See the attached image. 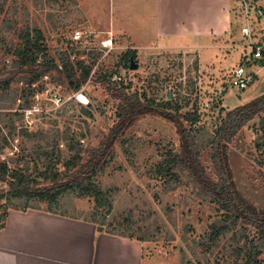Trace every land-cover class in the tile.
<instances>
[{
  "label": "rangeland",
  "instance_id": "1",
  "mask_svg": "<svg viewBox=\"0 0 264 264\" xmlns=\"http://www.w3.org/2000/svg\"><path fill=\"white\" fill-rule=\"evenodd\" d=\"M191 1L172 0L170 7L182 13L185 2ZM225 1L232 23L230 32L220 39L214 36L212 43L207 40L206 46L213 49L188 48L186 51L170 44L155 46L153 35L136 32L137 26L145 30L153 28L151 1L38 0V5H34L32 0H7L4 11L9 6L12 10L18 7L19 18L24 16L22 10L26 8L31 22L44 34L47 53L58 64V54L67 53L77 77L80 75L77 63L89 68L90 73L77 91L65 81L58 83L55 73L30 88L21 82L11 85L14 102L1 103L0 160L9 166L16 164L18 168L28 165L33 176H37V170H44L47 162L57 159V167L63 170L61 163L72 154L66 146L68 139H74L83 148L95 147L103 139L102 134L106 135L117 121L119 100L107 89L108 85L123 86L127 94L137 93L142 101L145 97L161 107H167L171 100L181 108L182 115L188 112L197 120L193 128H201L200 141L205 142L232 104L264 94V68H251V64L245 68L252 76L247 88L237 90L229 86L232 70L244 63L248 52L244 48L250 40L240 33L245 9L251 14L248 18L251 41L255 44L264 41V15L253 14L264 11V0ZM218 2L205 0L203 5L212 7ZM197 4L200 5L198 0H194L193 5ZM198 5L192 11H201L202 6ZM76 33L80 35L79 41H74ZM5 37L11 39L12 35L5 34ZM132 57L138 64L135 70L129 69ZM0 58L3 62L1 54ZM54 93L63 98V104L56 106L51 102ZM11 126L15 128L13 133ZM178 145L179 136L171 122L154 114L134 119L115 141L113 154L105 158L104 170L93 179L102 190L113 192L111 210L107 213V207L97 206L93 198L70 196L60 200V206L66 205L62 210L70 204L75 211L88 210L105 229L141 241L144 256L151 264L187 261L224 264L217 261L218 249L208 255L199 249L195 255L190 252L191 241L202 237L208 224L218 216L216 207L198 197L191 184L166 192L165 181L155 174L154 168L165 152L177 150ZM209 153V147L200 150L204 166L209 164ZM227 154L238 191L257 209H264V113L254 117L235 135ZM209 171L212 173V169ZM7 189L0 182V193ZM24 205L23 201L1 200L0 227L10 208L21 209ZM260 260L264 264V253Z\"/></svg>",
  "mask_w": 264,
  "mask_h": 264
},
{
  "label": "trees",
  "instance_id": "2",
  "mask_svg": "<svg viewBox=\"0 0 264 264\" xmlns=\"http://www.w3.org/2000/svg\"><path fill=\"white\" fill-rule=\"evenodd\" d=\"M6 2L7 0H0V54L4 59L3 62L0 60V110L3 109L2 102H14L11 85L21 82L30 88L53 73L58 75L55 79L58 83L65 81L73 91L79 90L88 80L90 69L77 63L80 69L77 77L67 53L58 54V64L56 58L47 53L43 44L44 34L31 22L25 12L26 8L22 10L24 16L19 18L16 13L18 7L12 10L9 6L4 11ZM32 2L38 5V0ZM12 13L14 16H9ZM5 34H11V39H7ZM102 82L110 84L103 79ZM107 89L112 90L114 98L119 100L117 121L106 135L102 134L103 139L99 144L83 148L79 142L74 143V139H68L66 146L72 154L61 163L63 170L57 167V159L56 162H47L42 171L36 169L37 176L29 172L28 165L18 168L16 164L9 166L7 162L0 160V182L5 183L8 188L0 193V201H23L25 205L17 210H25L30 203L39 202L52 211L60 207V200L64 196L88 197L93 198L97 206L107 207L108 213L112 208L113 192L102 190L93 179L104 170L107 164L105 158L113 154L115 141L132 121L143 115L154 114L171 122L179 136L178 149H168L154 168L156 176L167 185L164 190L175 191L180 185L191 184L196 195L208 200L218 212V216L208 224L204 235L191 241V254L195 255V250L199 249L208 255L218 249V262L262 264L260 256L264 253V209H257L238 191L227 151L235 135L254 117L264 113V94L227 110L213 135L202 142L201 128H193L197 120L188 112L182 115L181 108L172 104L171 100L167 107H161L145 97L142 101L137 93L127 94L123 86L117 88L108 85ZM21 93L26 95L25 91ZM27 94L31 95V92L28 91ZM183 122L190 126L187 127ZM14 131L15 128L11 126V132ZM79 136L83 138L84 134ZM204 147L210 149L208 166H204L200 160V150ZM10 163H14V160ZM93 221L97 224L98 231H101L104 224H98L94 219Z\"/></svg>",
  "mask_w": 264,
  "mask_h": 264
},
{
  "label": "crops",
  "instance_id": "3",
  "mask_svg": "<svg viewBox=\"0 0 264 264\" xmlns=\"http://www.w3.org/2000/svg\"><path fill=\"white\" fill-rule=\"evenodd\" d=\"M145 1L154 6L153 28L134 29L138 34L153 35L152 43L158 47L170 44L177 50L213 49L206 44L212 43L214 36H226L232 28L225 0L212 7H204L205 0H198L201 11H192L197 6L194 0L185 2L182 13L178 8L171 9L172 0ZM209 2L215 0H206ZM251 68H264V61L251 64ZM238 102L231 109L246 103ZM64 207L62 204L49 211L45 204L32 202L25 210L9 209L0 229V264H151L144 256L141 241L105 226L98 231L88 210L75 211L70 204L63 211Z\"/></svg>",
  "mask_w": 264,
  "mask_h": 264
},
{
  "label": "built area",
  "instance_id": "4",
  "mask_svg": "<svg viewBox=\"0 0 264 264\" xmlns=\"http://www.w3.org/2000/svg\"><path fill=\"white\" fill-rule=\"evenodd\" d=\"M257 17H261L264 15V11L257 10L253 13ZM251 14H249V10L245 9L242 15V23L240 26V33L242 37L248 38L250 42L245 46V51H248L244 56V63L237 66L235 69L232 70L229 78V86L231 88L237 90H244L247 88L249 82L252 79L251 73H248L245 69L246 67H250V64H254L257 61H264V42L263 43H254L251 41V30L248 18ZM80 35L76 33L74 35V41H79ZM119 81L121 80L120 77L116 78ZM78 99V95H77ZM51 102H53L56 106L63 104V98L58 94L54 93Z\"/></svg>",
  "mask_w": 264,
  "mask_h": 264
},
{
  "label": "water",
  "instance_id": "5",
  "mask_svg": "<svg viewBox=\"0 0 264 264\" xmlns=\"http://www.w3.org/2000/svg\"><path fill=\"white\" fill-rule=\"evenodd\" d=\"M138 68V64H136L133 60V58H130V62H129V69L130 70H135ZM169 98H171V94H169Z\"/></svg>",
  "mask_w": 264,
  "mask_h": 264
}]
</instances>
